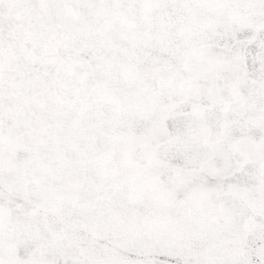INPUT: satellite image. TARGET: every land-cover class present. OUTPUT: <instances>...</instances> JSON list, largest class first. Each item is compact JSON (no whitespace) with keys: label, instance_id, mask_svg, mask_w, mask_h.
<instances>
[{"label":"snow or ice","instance_id":"1","mask_svg":"<svg viewBox=\"0 0 264 264\" xmlns=\"http://www.w3.org/2000/svg\"><path fill=\"white\" fill-rule=\"evenodd\" d=\"M0 264H264V0H0Z\"/></svg>","mask_w":264,"mask_h":264}]
</instances>
